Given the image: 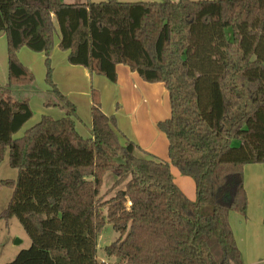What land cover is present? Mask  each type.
<instances>
[{
	"label": "trees",
	"instance_id": "1",
	"mask_svg": "<svg viewBox=\"0 0 264 264\" xmlns=\"http://www.w3.org/2000/svg\"><path fill=\"white\" fill-rule=\"evenodd\" d=\"M53 19L71 66L114 84L122 65L164 85L169 119L156 126L169 163L121 141L94 89L91 138L77 134L76 108L52 82ZM0 35L8 69L0 164L7 154L17 174L0 182L12 192L0 220L15 217L30 244L7 264H101L106 224L118 235L103 248L114 264H242L228 216H246L243 168H264V0H0ZM22 48L44 55V105L64 117L42 116L14 138L32 117L29 99L13 96L34 90ZM170 166L193 181L195 200L175 185ZM108 173L116 181L101 195Z\"/></svg>",
	"mask_w": 264,
	"mask_h": 264
},
{
	"label": "crops",
	"instance_id": "2",
	"mask_svg": "<svg viewBox=\"0 0 264 264\" xmlns=\"http://www.w3.org/2000/svg\"><path fill=\"white\" fill-rule=\"evenodd\" d=\"M61 1L65 4H76V2H74L75 0ZM87 1L96 4L107 0H85L80 3H85ZM117 1L131 4L134 2H157L159 0ZM170 1L178 2L179 0ZM53 23L55 25V35L50 57L51 68H53L52 82L59 93L62 96L64 95L76 108L75 131L77 134L81 138H91L90 131L92 120L90 117V109L92 102L90 93L91 90L94 89L99 93V102L101 103L102 113L106 117L112 116L116 119L115 132L121 141L128 140L133 144H136L142 150V152L135 153L139 157H145L144 153H146L151 158L161 161L168 160V142L166 136H164L156 126L158 122L164 119L162 105L165 101L161 100V98L167 93L164 85L161 83H145L135 72H131L128 67L122 65H116L117 78L114 84L109 83L100 75H91L89 71L83 67L71 66L67 62L68 52H61L58 50L60 34L58 33L54 19ZM18 59L26 69H29L38 76H41L43 73L45 78L43 54L34 53L26 48H22L19 50ZM7 71L6 39L4 35H0V87L5 86L7 83ZM48 90H50L49 86L45 85L44 92H47ZM21 91H16V93L20 95L18 99L22 98V95H25L22 94L24 92ZM31 93L32 95L35 94L34 92ZM46 94L47 93H45V96ZM44 99V95L38 99L39 109L37 108L38 111L36 118V113L32 107L33 104L29 102L31 105L30 107L34 111L32 117L28 120L29 122H27L22 129L14 135V138L21 137L26 130L37 124L42 116L47 115L56 120L64 117V112L61 110L54 107H45ZM52 100L54 101V99ZM154 127H156L159 132H157ZM245 168L247 167L245 166L243 168L244 171L246 170ZM174 169L170 166L175 185L180 188L188 200H193L191 189L189 191L186 183L177 180L178 178H181L179 175L180 173L178 171L176 172V169ZM4 227L7 226L4 225ZM16 236L15 244H21L23 238L18 235ZM18 252L19 249L17 248H14V251L11 249L10 255H16Z\"/></svg>",
	"mask_w": 264,
	"mask_h": 264
},
{
	"label": "rangeland",
	"instance_id": "3",
	"mask_svg": "<svg viewBox=\"0 0 264 264\" xmlns=\"http://www.w3.org/2000/svg\"><path fill=\"white\" fill-rule=\"evenodd\" d=\"M85 0H75L76 4L83 2ZM33 74L34 83L32 84L33 91H26L23 97L29 99V102L33 104L34 111L36 113L35 118L37 117V108H38V99L42 97V93L45 88V78L43 73L41 76ZM34 87V88H33ZM31 92L35 94L32 95ZM13 96L17 99L20 95L16 92L13 93ZM165 101L162 109L164 110V119L161 121L169 119V100L166 95L161 98ZM31 106V105H30ZM39 109V108H38ZM32 113L34 112L31 108ZM154 129L159 132L156 127ZM165 162L169 163L168 160ZM244 171L243 186L245 187L246 199H247V210L245 219L235 212H230L228 216V222H230V228L235 239L237 248L240 252V257L242 264H264V186H263V177H264V168L263 165H248ZM174 169V168H173ZM175 170V169H174ZM176 172L178 170H175ZM180 175V174H179ZM17 177L16 170L11 169L8 165V157L5 155V159L0 164V181L1 180H12ZM181 178L177 180L188 185L189 191L191 189V196L195 200L196 191L194 188V183L190 178H185L180 175ZM116 181V178L108 173L104 176L101 186V195L108 193V189ZM179 185V182H178ZM12 192L3 187L0 184V211H2L8 200L10 199ZM113 193L106 198L112 196ZM4 222L0 220V264L10 263L15 255H10L11 249L17 248L19 251L28 249L30 247L29 239L26 236L23 228L20 226L18 220L13 217L7 225L4 227ZM23 238L21 244H15L17 236ZM13 238V240H12ZM118 238V235L113 231L110 225H107L103 228L100 233L97 243V260L100 263L106 262L107 264H114L115 260L108 258L104 252V245L106 243H113ZM12 241V242H11Z\"/></svg>",
	"mask_w": 264,
	"mask_h": 264
},
{
	"label": "water",
	"instance_id": "4",
	"mask_svg": "<svg viewBox=\"0 0 264 264\" xmlns=\"http://www.w3.org/2000/svg\"><path fill=\"white\" fill-rule=\"evenodd\" d=\"M108 245H109V243H106V244L104 245V248H106Z\"/></svg>",
	"mask_w": 264,
	"mask_h": 264
},
{
	"label": "built area",
	"instance_id": "5",
	"mask_svg": "<svg viewBox=\"0 0 264 264\" xmlns=\"http://www.w3.org/2000/svg\"><path fill=\"white\" fill-rule=\"evenodd\" d=\"M101 264H107L106 262H103V263H101Z\"/></svg>",
	"mask_w": 264,
	"mask_h": 264
}]
</instances>
